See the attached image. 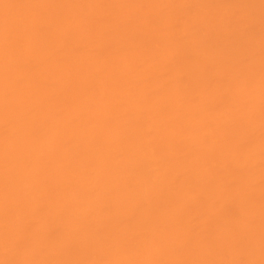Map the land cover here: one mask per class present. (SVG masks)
I'll return each mask as SVG.
<instances>
[{
    "label": "bare ground",
    "instance_id": "bare-ground-1",
    "mask_svg": "<svg viewBox=\"0 0 264 264\" xmlns=\"http://www.w3.org/2000/svg\"><path fill=\"white\" fill-rule=\"evenodd\" d=\"M0 264H264V0H0Z\"/></svg>",
    "mask_w": 264,
    "mask_h": 264
}]
</instances>
